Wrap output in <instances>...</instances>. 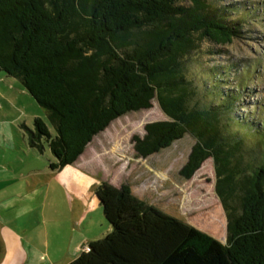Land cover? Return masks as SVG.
<instances>
[{"label": "trees", "instance_id": "trees-1", "mask_svg": "<svg viewBox=\"0 0 264 264\" xmlns=\"http://www.w3.org/2000/svg\"><path fill=\"white\" fill-rule=\"evenodd\" d=\"M207 2L0 0V71L46 110L56 132L35 117L24 135L31 148L52 152L51 170L74 164L115 119L152 108L154 99L169 120L134 137L137 154L147 158L191 135L181 177L214 160L227 245L140 200L129 185L104 182L95 194L110 231L69 264H264V103L255 118L237 113L259 68L237 66L230 80L232 67L213 66L197 75L210 81L196 82L189 66L202 42L224 45L238 33Z\"/></svg>", "mask_w": 264, "mask_h": 264}, {"label": "rangeland", "instance_id": "rangeland-1", "mask_svg": "<svg viewBox=\"0 0 264 264\" xmlns=\"http://www.w3.org/2000/svg\"><path fill=\"white\" fill-rule=\"evenodd\" d=\"M207 3L218 7L238 33L231 43L224 45L204 40L200 50L190 60L191 75L202 86L204 81H210L208 77H212L210 74L203 78L197 76L205 69L213 66L227 69L232 67L229 71V78L232 80L236 74L235 69L238 70L237 66L255 63L254 66L259 68L257 73H260V78L256 75L250 78L239 102L240 108L237 109L240 116L250 114L255 118L259 112L258 107L264 103V67L256 64L258 60H264V0H208ZM183 4L190 6L191 2ZM237 84L235 81L233 85ZM152 103L150 109L130 112L115 119L106 130L96 135L81 161L85 167L71 165L55 174L52 178V190L57 193H53L49 199L48 209L50 205L53 210L57 206L60 212L57 211L56 222H60L68 217L65 210H69V206L78 210L81 204L85 205L88 213L81 221V229L88 227L89 232L86 233L90 235L92 232V237H98L103 235L110 224L102 207H95L97 187L104 182L116 188L127 184L140 200L186 221L227 245L228 218L216 192L217 176L213 158L207 159L191 179H183L179 173L196 143L194 138L185 135L171 147L147 158L139 156L135 151L134 137H145L147 124L169 120L157 99ZM35 117L45 120L51 131L56 132L46 110L22 87L20 81L4 77L0 73V132L10 131L11 139L16 142V146L12 148L0 141V162L28 169H44L49 166L51 152L48 148L43 156L34 153L25 155L28 148L22 140L23 132L20 130L25 131L23 124L30 129L35 128ZM16 156H20L21 161L14 159ZM25 221L31 225L34 218ZM85 222L88 223L87 226ZM75 227L79 232L78 223Z\"/></svg>", "mask_w": 264, "mask_h": 264}, {"label": "crops", "instance_id": "crops-1", "mask_svg": "<svg viewBox=\"0 0 264 264\" xmlns=\"http://www.w3.org/2000/svg\"><path fill=\"white\" fill-rule=\"evenodd\" d=\"M0 73L3 72L0 71ZM3 75L7 78L11 77L5 73ZM22 127L29 128L24 124ZM20 131L23 132L21 137L28 148L25 155L34 153V155L43 156L44 151H47L46 148L43 152L31 148L25 140V131L22 129ZM0 141L12 148L16 146V142L11 139L10 131L9 133L0 132ZM87 149L72 165H82L81 161ZM50 156L49 165L55 159L52 152ZM14 159L21 161L20 156ZM57 172L51 170L49 166L44 169L33 167L28 169L25 166L0 162V250L2 253L0 264H69L86 249L91 241L101 239L110 231L108 226L103 235L92 237V232H90L91 236L86 233L89 232L88 227L82 230L81 221L88 213L83 204L78 210H73L72 206L71 208L69 206V210H65L68 217L56 222L59 209L57 210L56 206L54 211L53 206L50 205L49 210L47 206L53 193H57L52 190V178ZM96 199L94 195L95 207L99 209L101 205ZM87 203L89 207L90 201ZM29 218H34V223L29 222L31 225L25 221ZM76 223L80 226L79 232L76 230ZM84 224L88 225L86 222Z\"/></svg>", "mask_w": 264, "mask_h": 264}, {"label": "water", "instance_id": "water-1", "mask_svg": "<svg viewBox=\"0 0 264 264\" xmlns=\"http://www.w3.org/2000/svg\"><path fill=\"white\" fill-rule=\"evenodd\" d=\"M186 222V221H185Z\"/></svg>", "mask_w": 264, "mask_h": 264}]
</instances>
